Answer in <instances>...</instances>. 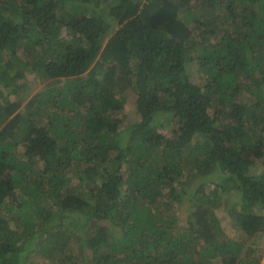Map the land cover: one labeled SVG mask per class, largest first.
<instances>
[{
	"label": "trees",
	"instance_id": "trees-1",
	"mask_svg": "<svg viewBox=\"0 0 264 264\" xmlns=\"http://www.w3.org/2000/svg\"><path fill=\"white\" fill-rule=\"evenodd\" d=\"M255 159L264 0H0V264H258Z\"/></svg>",
	"mask_w": 264,
	"mask_h": 264
},
{
	"label": "rangeland",
	"instance_id": "rangeland-1",
	"mask_svg": "<svg viewBox=\"0 0 264 264\" xmlns=\"http://www.w3.org/2000/svg\"><path fill=\"white\" fill-rule=\"evenodd\" d=\"M230 23H232V21H230ZM229 24H227L228 26ZM226 27V26H224ZM191 70L192 71H199V68L197 66V64L195 62H192L191 63ZM115 78H117V75L114 76ZM34 84H30V80L27 79L25 82H16V84H19L18 88L22 85H24L26 87V90L25 91H17L19 93V95L17 97H23L24 95H26L25 92H30L29 96L33 95V92L37 90L38 88V83L35 81H33ZM29 89V90H27ZM120 89V88H119ZM32 91V92H31ZM120 95H122V93H120ZM28 96V95H26ZM135 96L134 95H128L126 98H125V106H127V112H124V115L126 114L125 116V120L127 121H133L134 119V109H135ZM160 119L164 120V119H167V117L164 115L162 116ZM165 138L167 139H171L174 137V140H175V135L171 133L170 130H167L165 132ZM264 171V163L260 160H253L252 162V165L250 166V174L254 175L256 173H262ZM11 198L10 200H8V204L10 205L12 202H13V199L12 197H9ZM219 219H220V222H221V226L224 230V232L227 234L228 237L230 238H235V239H238L239 238V235H238V232L236 231V228L233 227V223L232 221L227 217V215H223V214H219ZM246 242H249L252 241L248 239H245ZM262 249H264V246H262ZM256 250V253H253L252 251V255L254 256L253 258H259L258 259V264H264V250ZM262 253V254H261ZM260 256V257H259ZM249 259V257L247 258ZM215 264H219V261L217 260Z\"/></svg>",
	"mask_w": 264,
	"mask_h": 264
}]
</instances>
